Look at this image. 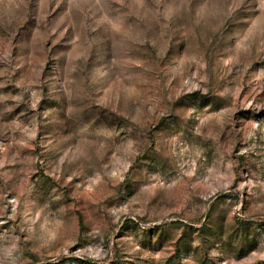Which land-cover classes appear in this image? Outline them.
I'll use <instances>...</instances> for the list:
<instances>
[{"label":"rangeland","instance_id":"obj_1","mask_svg":"<svg viewBox=\"0 0 264 264\" xmlns=\"http://www.w3.org/2000/svg\"><path fill=\"white\" fill-rule=\"evenodd\" d=\"M0 264H264V0H0Z\"/></svg>","mask_w":264,"mask_h":264}]
</instances>
